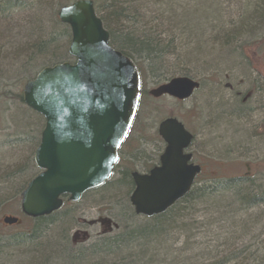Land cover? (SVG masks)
Returning <instances> with one entry per match:
<instances>
[{
    "label": "rangeland",
    "instance_id": "374dc122",
    "mask_svg": "<svg viewBox=\"0 0 264 264\" xmlns=\"http://www.w3.org/2000/svg\"><path fill=\"white\" fill-rule=\"evenodd\" d=\"M48 1L54 3V0ZM72 1L69 0L70 3ZM186 1L189 2L186 14L191 24L189 20L185 23L188 27L194 26V30L184 39V43L178 42L177 48H181V53L188 54L179 69L199 82L200 87L184 102H176L165 96L159 99L148 95L144 97L141 107L145 103L146 109H152V115L143 124L134 127L128 137V146L119 153L124 156L129 154L134 159H131L130 164L136 171L148 169L156 163L163 149L157 139V125L165 118L174 117L195 138L191 151L195 160L203 164V179L243 177L247 172L249 176L255 173L249 180L264 184V174H261L264 173V150L226 149L227 137L232 141L235 134L232 136L226 125L223 87L230 78L236 83L249 82L251 78L255 79L256 73L264 77V0ZM156 7L151 6L150 9L160 10V7ZM170 52L166 53L163 71L174 65ZM159 71L146 70L143 73L142 87L146 93L166 83L165 73ZM244 87L247 88V84ZM8 106L11 110L0 118V264H21V256L31 248L30 240L27 243V235L24 236L23 232L32 220L20 212V188L37 170L33 164L34 145L28 147L18 140L19 136L14 135L18 132L11 116L14 109L11 102H8ZM251 136L252 131L248 129L242 132V137L249 144ZM199 183L197 186H202L201 181ZM225 208L199 206V213L196 212L195 217L187 216V220H184L187 224H193L195 218L199 228L190 227L184 234H168L162 243L150 245L143 253H135V249L126 248L122 250L121 258L127 259L130 256V262L134 264H137L135 260L138 264H261L264 260L261 250L264 248L261 245L264 236V202L239 218V223L247 222L245 227L238 223L232 228L225 224L226 228L223 229L213 225L212 220H222L220 214L224 213ZM208 210L211 211L210 215L204 214ZM242 210L235 207L237 214ZM120 214L121 209L112 203L111 197L100 193L94 196L87 193L75 205H63L52 217L48 230L33 240L44 242L52 235L62 238V233L68 253L61 251L64 243L59 242L55 249L45 251V261L38 264H79L87 262L86 259H100L96 254L91 256L90 252L97 241L95 234L100 232L99 226L87 227L81 225V222L93 221L97 217L109 219L115 228L111 227L109 233L104 232L102 240L115 238L144 223L143 218L134 215L130 219L120 220L117 217ZM3 216L16 217L20 223L7 227L1 223ZM210 222L211 226H208ZM77 230L89 233L90 239L74 245L72 235ZM22 236V242L14 239ZM114 259L119 258L114 256Z\"/></svg>",
    "mask_w": 264,
    "mask_h": 264
},
{
    "label": "water",
    "instance_id": "95a60500",
    "mask_svg": "<svg viewBox=\"0 0 264 264\" xmlns=\"http://www.w3.org/2000/svg\"><path fill=\"white\" fill-rule=\"evenodd\" d=\"M57 18L70 30L68 55L73 63L43 67L21 90L23 104L44 121L33 152L38 173L20 193L21 214L34 220L57 212L64 197L78 202L110 179L139 98L138 71L128 57L110 47L92 0L61 7ZM198 88V82L180 76L148 94L185 101ZM157 134L165 144L158 165L147 174H130L133 190L128 202L136 217L146 219L165 213L184 197L200 172L199 166L188 163L192 135L180 122L162 120ZM17 222L12 216L2 219L6 226ZM101 224L107 231L115 228L106 218ZM86 235L81 232V239Z\"/></svg>",
    "mask_w": 264,
    "mask_h": 264
},
{
    "label": "trees",
    "instance_id": "16d2710c",
    "mask_svg": "<svg viewBox=\"0 0 264 264\" xmlns=\"http://www.w3.org/2000/svg\"><path fill=\"white\" fill-rule=\"evenodd\" d=\"M69 3V0H54L53 4L48 0H0V64H2L0 68V118L11 110L8 106V102H11L14 109L11 116L18 131L14 135L19 136L18 140L28 147L31 145H34V148L37 147L44 121L23 104L21 90L24 84L32 80L43 67L62 62L73 63L74 60L68 55L70 30L66 25H60L57 18L59 9ZM188 3L186 0H98L93 2L95 14L109 34L110 47L128 57L134 63L140 77L138 106L127 136L119 148L120 152L128 146V137L134 127L143 124L152 115V109H146L145 103L141 107L143 98L148 95L142 87L143 73L146 70L162 72L166 53L170 50L174 65L161 73H165L164 81L178 76H189L187 72L179 69L184 65V59L188 54L183 55L181 48H177L178 42L184 43V39L189 37L194 30V26L188 27L185 23L189 20L186 14ZM155 5L160 7V10L150 9L151 6L156 7ZM182 23L184 26H181ZM9 85L11 87L7 88ZM9 98L11 100H8ZM131 159L133 158L129 154L124 156L119 153L111 178L103 186L87 192L93 196L99 193L110 196L112 203L121 209L122 214L117 215L120 220L130 219L134 215L127 201V197L133 190L130 174L136 171L135 167L130 164ZM153 166L141 172L145 173ZM252 176L226 178L223 182L222 178L203 179L202 175L197 180L218 179L221 181L215 185L194 186L183 199L177 201L165 213L149 219L143 218V224L115 238L97 240L94 248L91 247L92 251L97 252H90L91 256L96 254L100 259L93 261L91 258L86 259L87 262L78 263L134 264L130 262V256L127 259L121 258L122 250L133 248L135 253H143L150 245L162 243L168 234L174 235L176 232L184 234L190 227L199 228L195 218L193 224H187L184 221L187 220V216L190 217L192 211L196 215L199 206L226 207L224 213L220 214L222 220H212L213 225L220 229H223L225 224L230 228L235 227L237 223L245 227L248 225L247 222L239 223V218L247 214L246 212L251 208L258 207L264 202V184L253 179L249 180ZM27 183L20 188V193ZM213 190H225L228 196L226 198L216 197L214 200L206 199L213 193ZM63 204L68 205L65 198ZM235 207L244 210L237 214ZM210 212L208 210L204 214L210 215ZM55 214L28 222L23 234L27 235V243L30 240L31 248L24 252L19 263L38 264V262L45 261L43 260L47 255L45 251L55 249L59 242L64 243L62 245L64 249L61 248V251H66L67 245L62 233V238L52 235L44 242L33 240L48 230L47 227L51 224ZM179 221L181 223H177ZM208 226H211V222ZM14 239L17 242L24 241L23 236ZM261 250L264 253V248ZM36 255L41 260L35 257ZM114 256L119 259H114ZM95 261L97 262L94 263ZM135 261L138 264V261Z\"/></svg>",
    "mask_w": 264,
    "mask_h": 264
},
{
    "label": "flooded vegetation",
    "instance_id": "af4514ba",
    "mask_svg": "<svg viewBox=\"0 0 264 264\" xmlns=\"http://www.w3.org/2000/svg\"><path fill=\"white\" fill-rule=\"evenodd\" d=\"M229 82H227V84H224L223 86L224 101H226L225 120L227 123L226 125L228 127L229 133H231L232 136L235 134V137H233L232 141L228 140L227 137L226 149L227 150H264V77L260 75V73H256L255 79L251 78L249 82L235 83V81L232 78H230ZM244 84H247L248 87L245 88ZM175 101L182 102L177 100ZM245 129L252 131V136L250 137V144L246 142L245 140L246 138L242 137V132ZM160 142L163 146L162 149L163 152L165 148V144L161 140ZM194 142H195V138L192 136L190 146L186 151L191 154V159L189 162L193 163L194 165H198L200 169H203V164L198 163L195 160L194 154L191 151L193 150L192 146ZM156 164H158V159L155 165ZM248 175L249 173L246 172L244 173V176L241 178H245ZM67 204L75 205L76 202L72 203L67 200ZM102 219H103L102 217H97L93 221L82 220L81 225L87 227L99 226L100 232L95 234L96 239L99 240L102 238L105 231L106 233L111 232V231H107V228L103 229V226L101 224ZM80 233L81 232L79 230L73 233L72 243L74 245L83 244L90 239V234L87 233L86 237L84 238L86 241L80 242L79 241L81 240Z\"/></svg>",
    "mask_w": 264,
    "mask_h": 264
},
{
    "label": "bare ground",
    "instance_id": "6f19581e",
    "mask_svg": "<svg viewBox=\"0 0 264 264\" xmlns=\"http://www.w3.org/2000/svg\"><path fill=\"white\" fill-rule=\"evenodd\" d=\"M43 1V0H42ZM102 23V22H101ZM103 26V25H102ZM191 79V78H190ZM193 80V79H192ZM202 173H203V169H200V172L196 175V177H195V179H194V182H193V185H192V187H194V186H196V187H201V186H197V184L201 181V183H202V185H207L208 186V184H210V185H215V184H218V183H220L219 181H221V180H208V181H204L203 179H200V180H197L200 176H202ZM225 180V179H224ZM224 180L222 179V181L224 182ZM214 182H216V183H214ZM196 183V184H195ZM200 184V183H199ZM192 187H191V189H192ZM213 193L211 194V195H209V196H207L206 197V199H208V200H214L216 197H220V198H226L227 196H228V193H227V191H225V190H221V191H215V190H213L212 191ZM189 193V192H188ZM187 193V194H188ZM186 194V195H187ZM185 195V196H186ZM184 196V197H185ZM184 197H182L181 199H183ZM180 199V200H181ZM130 205V204H129ZM131 207V206H130ZM132 208V207H131ZM132 211H133V209H132ZM134 214V213H133ZM190 216H192V217H195V213H194V211H192L191 213H190ZM4 217H10V216H3L2 217V219L4 218ZM2 219H1V223H2ZM75 233V232H74ZM86 233V232H85ZM87 234V233H86ZM262 236H263V234H262ZM72 237H73V235H72ZM86 240L85 239H83V242H85ZM261 245L264 247V236H263V241L261 242ZM263 249V248H262ZM263 262H264V260L262 261V263L261 264H263Z\"/></svg>",
    "mask_w": 264,
    "mask_h": 264
}]
</instances>
